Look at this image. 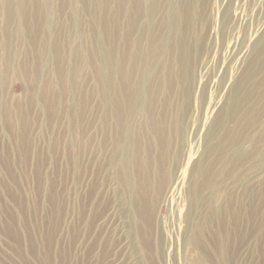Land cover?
<instances>
[{"label": "rangeland", "instance_id": "374dc122", "mask_svg": "<svg viewBox=\"0 0 264 264\" xmlns=\"http://www.w3.org/2000/svg\"><path fill=\"white\" fill-rule=\"evenodd\" d=\"M154 2L0 0V264H264V0Z\"/></svg>", "mask_w": 264, "mask_h": 264}, {"label": "bare ground", "instance_id": "6f19581e", "mask_svg": "<svg viewBox=\"0 0 264 264\" xmlns=\"http://www.w3.org/2000/svg\"><path fill=\"white\" fill-rule=\"evenodd\" d=\"M75 1H77V2H79V1L85 2L86 0H75ZM137 1H140V0H137ZM143 1L146 2L147 4H149V5H147L149 12H151V14H153V13L155 14V11H156L155 7L156 6H155L154 0H143ZM99 3H100L99 7H103L104 6V4L101 3L100 1H99ZM13 8H14V10H16V14H17V16H19V18H21V20H23V21L27 20V18H28L27 13L25 12V10L22 7L15 8L13 4L12 5L10 4L6 8L7 9V15H6V20H5L6 25H8L10 23V21L12 20V18L14 16L13 12H12ZM23 23H25V22H23ZM151 40H152L153 47L156 48L158 46L157 45V41H158L157 32H154L152 34ZM257 46L259 48L264 46V38L263 37H262V39H260L258 41ZM105 54H106V58H107V68L112 67V65L114 63V58L112 56L111 51L107 50V51H105ZM1 77L2 76H1V73H0V81L2 79ZM109 80H111V79H109ZM239 88H240L239 90H242V88H244V82H240ZM138 99L139 98H138L137 95H133V96L129 97L126 100V106H128L129 110H132L135 107L136 103L138 102ZM241 107H242V104H238L235 107V109H233V112H236V110L240 109ZM120 127L123 129V131H127V126L124 123H120ZM122 174L124 175V182H125L124 184H125V186H129L130 183H131V181H130L131 173H130V169H129V160L128 159H125V162L123 163ZM128 214L130 215V217L132 219L135 218V216L137 215L132 210L129 211ZM138 250H139V253L141 254L142 259L145 260V254L146 253H145V250H144L143 246L138 245Z\"/></svg>", "mask_w": 264, "mask_h": 264}]
</instances>
